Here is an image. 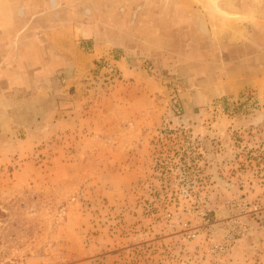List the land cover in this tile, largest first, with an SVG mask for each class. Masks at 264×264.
I'll list each match as a JSON object with an SVG mask.
<instances>
[{
	"label": "rangeland",
	"instance_id": "1",
	"mask_svg": "<svg viewBox=\"0 0 264 264\" xmlns=\"http://www.w3.org/2000/svg\"><path fill=\"white\" fill-rule=\"evenodd\" d=\"M0 264H264V0H0Z\"/></svg>",
	"mask_w": 264,
	"mask_h": 264
},
{
	"label": "crops",
	"instance_id": "2",
	"mask_svg": "<svg viewBox=\"0 0 264 264\" xmlns=\"http://www.w3.org/2000/svg\"><path fill=\"white\" fill-rule=\"evenodd\" d=\"M208 22L210 23V21H208ZM218 24L220 25V29H221V30H219V34L221 32H223L224 34H226V33L230 34L229 29L227 28L228 26L225 29H222V25H228L227 21L226 22L225 21H220Z\"/></svg>",
	"mask_w": 264,
	"mask_h": 264
}]
</instances>
